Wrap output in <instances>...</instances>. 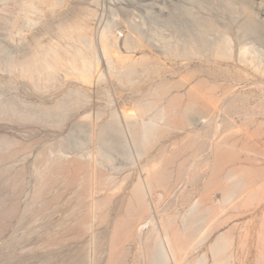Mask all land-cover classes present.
Listing matches in <instances>:
<instances>
[{"label": "rangeland", "instance_id": "374dc122", "mask_svg": "<svg viewBox=\"0 0 264 264\" xmlns=\"http://www.w3.org/2000/svg\"><path fill=\"white\" fill-rule=\"evenodd\" d=\"M0 264H264V0H0Z\"/></svg>", "mask_w": 264, "mask_h": 264}, {"label": "bare ground", "instance_id": "6f19581e", "mask_svg": "<svg viewBox=\"0 0 264 264\" xmlns=\"http://www.w3.org/2000/svg\"><path fill=\"white\" fill-rule=\"evenodd\" d=\"M147 226H148V224H147ZM145 227H146V225H145ZM145 227L143 226L141 229H144ZM164 235H165V239L164 240L166 242L165 246L169 250V252L173 253L177 239H173L171 237V235H169L167 232Z\"/></svg>", "mask_w": 264, "mask_h": 264}]
</instances>
